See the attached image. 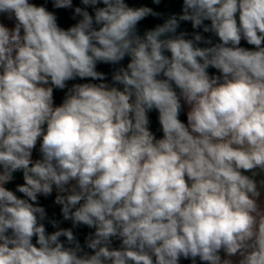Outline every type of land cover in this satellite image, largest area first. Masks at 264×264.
I'll list each match as a JSON object with an SVG mask.
<instances>
[{
    "label": "clouds",
    "instance_id": "clouds-1",
    "mask_svg": "<svg viewBox=\"0 0 264 264\" xmlns=\"http://www.w3.org/2000/svg\"><path fill=\"white\" fill-rule=\"evenodd\" d=\"M162 4L0 0V264H264V0Z\"/></svg>",
    "mask_w": 264,
    "mask_h": 264
},
{
    "label": "trees",
    "instance_id": "trees-1",
    "mask_svg": "<svg viewBox=\"0 0 264 264\" xmlns=\"http://www.w3.org/2000/svg\"><path fill=\"white\" fill-rule=\"evenodd\" d=\"M32 2L40 4V3H43V0H32ZM75 2L78 3L79 0H75ZM134 2H135V0H134ZM180 2H182V0H165V4H162L161 8L165 9V10L179 11ZM71 23H73V21H71L69 19L68 15L66 13L61 12L60 13V24H61V26L62 27H68ZM153 23H155V22L152 20L145 21V24L148 26H151ZM183 27L189 31L192 30L190 23L183 25ZM98 70H101L104 72H110L109 66H105V65L98 66ZM210 71H214V70H210ZM83 82H87V81H80V80L70 81L69 86L72 83H83ZM65 91L66 90H54V102L56 105H59L60 103H62ZM149 116H150V121H151V124H150L151 130L157 135L158 138L161 137L162 132L158 131L159 124H158V120H157V113L152 112L149 114ZM180 118L186 122L185 114L182 113ZM22 182L23 181H22L21 174H19V173L16 174L15 183H22ZM8 187L14 188V184L8 185ZM18 195H21V194H18ZM53 199H54V195H53V197H50L48 199H44L43 197H41L40 202H41L42 206L46 207V210L48 211L49 215H52L53 213H55L57 216H59V207L53 205V203H52ZM65 226H67V225H65ZM51 230L52 229L49 228V231H51ZM80 238H81V240H83V233H81ZM182 264H189V262L188 261H182Z\"/></svg>",
    "mask_w": 264,
    "mask_h": 264
},
{
    "label": "crops",
    "instance_id": "crops-1",
    "mask_svg": "<svg viewBox=\"0 0 264 264\" xmlns=\"http://www.w3.org/2000/svg\"><path fill=\"white\" fill-rule=\"evenodd\" d=\"M185 117H186V115H185ZM34 155H35V153H34Z\"/></svg>",
    "mask_w": 264,
    "mask_h": 264
}]
</instances>
